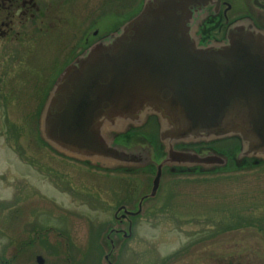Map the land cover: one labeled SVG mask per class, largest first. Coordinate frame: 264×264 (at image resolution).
<instances>
[{
	"label": "water",
	"instance_id": "obj_1",
	"mask_svg": "<svg viewBox=\"0 0 264 264\" xmlns=\"http://www.w3.org/2000/svg\"><path fill=\"white\" fill-rule=\"evenodd\" d=\"M211 3L144 0L137 15L73 60L46 97L39 137L58 154L110 171L155 166L151 191L137 210L121 206L116 217L122 210L121 218L140 214L157 196L167 167L214 172L228 166L222 151L191 146L237 138L238 165L264 163V29L247 20L225 40L200 44L195 13ZM152 116L159 124L158 159L148 139L122 138ZM131 229L130 222L124 237ZM37 261L44 263L42 256Z\"/></svg>",
	"mask_w": 264,
	"mask_h": 264
},
{
	"label": "rangeland",
	"instance_id": "obj_2",
	"mask_svg": "<svg viewBox=\"0 0 264 264\" xmlns=\"http://www.w3.org/2000/svg\"><path fill=\"white\" fill-rule=\"evenodd\" d=\"M99 3L113 7L112 12L96 15L102 36L134 17L143 0ZM85 17L87 26L95 16ZM6 46L0 40V203L21 195L39 205L54 201L56 214L68 211V230L63 239L55 232L42 233L38 242L22 245L29 240L23 234L28 228L11 223L1 233L7 209H0V264H38L37 255L45 258L44 264H107L104 254L113 249L112 242L118 249L113 257L120 264L130 262L120 247L131 250L132 264H264V164L252 159L238 165L237 139L204 145L229 157L222 170L189 174L165 168L158 195L144 203L142 214L133 221V236L121 240L122 235L109 231L112 227L126 230L127 223H118L114 213L121 204L138 208L141 197L151 191L155 166L129 173L94 169L69 158L60 163L61 157L38 137L37 118L45 95L34 91L36 83L29 74L33 58L20 48L8 50ZM45 54L39 55L41 60ZM158 129L157 119L152 118L144 128L122 138L149 139L158 159ZM56 168L63 169L66 191L48 176V170ZM54 220L51 215L36 216L37 224ZM45 236L53 250L43 245ZM186 247L191 248L182 253Z\"/></svg>",
	"mask_w": 264,
	"mask_h": 264
},
{
	"label": "flooded vegetation",
	"instance_id": "obj_3",
	"mask_svg": "<svg viewBox=\"0 0 264 264\" xmlns=\"http://www.w3.org/2000/svg\"><path fill=\"white\" fill-rule=\"evenodd\" d=\"M99 2L100 0H0V40L7 42L8 50L20 48L33 58L29 74L32 83H36L34 91L37 94L48 95L64 69L87 47L104 36L99 35L96 15L112 12L113 7L102 6ZM113 4L117 9L115 1ZM108 9L110 10L106 11ZM85 15L95 16L87 26ZM247 20L264 29V0H213V3L195 13V24L199 25L196 36L203 45L223 41L232 26ZM44 52L46 54L41 60L39 55L43 56ZM60 157L62 159L60 163L63 164V160L67 158ZM48 172V176L66 191L67 182L63 169L61 171L58 168L49 169ZM51 202L53 204L54 201L46 200L39 205V201L36 200L29 202L23 200L22 195L12 202L2 201L0 209L2 212L7 209V213L2 217L1 233H6L7 225L13 223V226H19L16 223H21L20 229L28 228L23 234L29 237L28 242L22 245L38 242L42 238V233L45 235L55 232L58 238L63 239L68 230V211L62 209L61 215L56 214L53 210L56 206L51 205ZM121 206L135 211L127 204H121L119 207ZM39 213L51 215L52 219H55L54 223L37 224L36 216ZM123 213L124 210L117 217L121 218ZM134 218L136 217L128 215L121 218L120 223L123 225L126 222L128 227L130 220L133 222ZM27 222L28 225H24ZM116 234L122 235L120 237L122 240L125 232ZM45 239L43 245L46 243V247L53 250L54 247L48 245L49 238ZM190 248L182 249V253L188 252ZM116 250L117 247H114L110 249L111 252L104 254L107 264H120L117 262L118 259L113 257ZM124 250L125 258L130 260L125 264H132L130 249L119 248L120 252ZM2 260L0 257V263Z\"/></svg>",
	"mask_w": 264,
	"mask_h": 264
},
{
	"label": "trees",
	"instance_id": "obj_4",
	"mask_svg": "<svg viewBox=\"0 0 264 264\" xmlns=\"http://www.w3.org/2000/svg\"><path fill=\"white\" fill-rule=\"evenodd\" d=\"M262 164H264V163H262Z\"/></svg>",
	"mask_w": 264,
	"mask_h": 264
}]
</instances>
